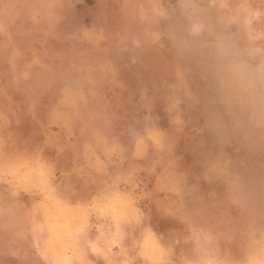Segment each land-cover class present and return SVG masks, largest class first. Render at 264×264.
<instances>
[{
  "label": "rangeland",
  "instance_id": "rangeland-1",
  "mask_svg": "<svg viewBox=\"0 0 264 264\" xmlns=\"http://www.w3.org/2000/svg\"><path fill=\"white\" fill-rule=\"evenodd\" d=\"M0 209V264H264V0H0Z\"/></svg>",
  "mask_w": 264,
  "mask_h": 264
},
{
  "label": "bare ground",
  "instance_id": "bare-ground-1",
  "mask_svg": "<svg viewBox=\"0 0 264 264\" xmlns=\"http://www.w3.org/2000/svg\"><path fill=\"white\" fill-rule=\"evenodd\" d=\"M5 206H7V204L5 205ZM14 206V205H13ZM2 207V206H1ZM0 211H1V209H0ZM9 213V212H8ZM54 214V213H53ZM26 234V233H25ZM1 239V238H0ZM23 239H25V238H23ZM27 239V238H26ZM30 240V239H29ZM8 243V242H7ZM20 243V242H19ZM24 243V242H23ZM5 244V243H4Z\"/></svg>",
  "mask_w": 264,
  "mask_h": 264
}]
</instances>
